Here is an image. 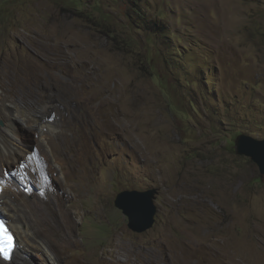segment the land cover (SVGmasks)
<instances>
[{"label": "rangeland", "instance_id": "obj_1", "mask_svg": "<svg viewBox=\"0 0 264 264\" xmlns=\"http://www.w3.org/2000/svg\"><path fill=\"white\" fill-rule=\"evenodd\" d=\"M80 2L0 0V156L47 160L42 205L3 196L23 232L55 264H264V176L234 150L264 138V0ZM150 188L137 233L115 198ZM25 248L8 264H45Z\"/></svg>", "mask_w": 264, "mask_h": 264}, {"label": "bare ground", "instance_id": "obj_2", "mask_svg": "<svg viewBox=\"0 0 264 264\" xmlns=\"http://www.w3.org/2000/svg\"><path fill=\"white\" fill-rule=\"evenodd\" d=\"M1 109L4 111L5 113V117L7 118L8 120V123H9V126L11 125V128H10V132L9 134H12V136H14L18 141H24V135L19 134L18 132V129L14 126V124L16 123L15 122V116H13L12 114V109L9 108L5 103H1ZM40 119H37L36 117H26V121L28 123V127H30L31 129L34 128V123H37L38 122V125L39 124H42L43 122H39ZM41 126V125H40ZM44 127V126H43ZM36 128V127H35ZM42 128V127H41ZM45 128V127H44ZM7 130V129H6ZM42 132V131H41ZM52 133V132H51ZM8 134V135H9ZM43 135L45 136V142L48 144V145H55V140L52 135L48 132H44ZM43 136V137H44ZM58 136V135H57ZM42 137V138H43ZM62 137V136H61ZM6 138V137H4ZM12 138V137H11ZM39 139V138H38ZM42 140V139H41ZM65 141V140H64ZM31 142V141H30ZM37 142V141H36ZM59 142V141H57ZM70 142V141H69ZM16 143V142H15ZM20 143V142H19ZM68 143V142H66ZM1 144V142H0ZM26 144H28L27 146H29L30 144L28 142H26ZM25 144V145H26ZM1 146V145H0ZM9 146V145H8ZM15 147V146H14ZM46 147V146H45ZM28 148H31L28 147ZM42 148V147H41ZM40 148V149H41ZM43 149V148H42ZM52 149V148H51ZM14 150V149H13ZM17 150H19L20 152V156L18 158H16L15 160L14 159H9L8 156L6 154L0 156V171L3 172V174L6 172L5 169H6V166L7 165H15L17 164V167L19 166L20 163H23L25 164V167H26V170H27V173L31 174L33 176V174H36V171H39L37 170V165L38 162L41 163V161H43L44 163L47 161H45V159L42 160L39 158V156H37L35 159L32 157L31 155V152L33 151V149L26 151L24 152V150H21V148L19 149V147L17 146ZM16 150V151H17ZM6 151V150H5ZM39 151V150H38ZM42 152V150H41ZM69 152V150H68ZM4 153V151H0V155ZM10 153V152H9ZM14 153V152H13ZM39 153V152H38ZM49 153H50V150H49ZM48 153V154H49ZM76 153V152H75ZM79 153V152H78ZM62 154V153H60ZM57 155V154H56ZM70 155V154H69ZM85 155V154H84ZM58 156V155H57ZM75 156V155H74ZM22 157L23 159L21 160ZM51 156H49L50 158ZM56 158V157H55ZM57 159L59 160H62L60 157H57ZM72 159V158H71ZM51 163V161H50ZM57 163V162H56ZM63 164V162H61ZM4 164H7V165H4ZM53 165V164H52ZM50 166V165H49ZM49 166H43V165H40L39 169L42 170V172L44 171L47 172L49 170ZM55 168V167H54ZM75 168V167H74ZM51 169V168H50ZM75 171V170H74ZM28 174V175H29ZM38 174V172H37ZM30 175V177H31ZM47 175V174H46ZM18 176V175H17ZM20 177H23V176H18V178ZM35 177V175L33 176ZM48 177V176H47ZM4 179V177H2ZM39 178V176H38ZM37 178V179H38ZM45 178V177H44ZM82 178V177H81ZM40 179V178H39ZM47 179V178H46ZM45 179V180H46ZM28 180V179H27ZM43 182V181H41ZM36 183V182H35ZM39 184V183H38ZM37 184V185H38ZM50 184V183H49ZM28 185V186H27ZM51 187V186H49ZM39 188V187H38ZM37 188V189H38ZM46 188V187H45ZM44 188V189H45ZM43 189V188H42ZM53 189V188H52ZM56 189V188H54ZM48 190V189H47ZM50 190V189H49ZM46 191V190H45ZM52 191V190H50ZM48 191V192H50ZM55 191V190H54ZM41 193H44L41 191V186H40V190H36V189H33L31 187V185L25 181L24 179H21V182H20V185L17 186L15 183L13 182H7L6 186H5V189L3 190L1 196H0V210L3 211V213L6 215L8 221H9V224H10V227L12 228V230L14 231V233L16 234L17 238H18V244H17V247L16 249L18 250V255L16 256V259H18L19 256H22L24 254V252L26 253V248L25 246L28 245L29 249L31 250V253H35V254H39L40 256H43L44 255V260H45V264H55V260L52 261V258L50 257V255L47 253L48 251L46 250V247L44 248L42 244H39V243H36L35 241H33L32 237H28L22 230V226L17 223L18 222V217H17V214H16V211H15V208L13 207L12 204L8 203L6 201V198L3 199V196L4 197H12L13 194L17 196V194L22 197V199H28L31 203H33L32 206H39V205H42V201H41V196L42 194ZM46 193V192H45ZM52 193V192H51ZM47 195V194H46ZM45 195V196H46ZM49 195V194H48ZM52 195V194H51ZM50 195V196H51ZM54 195V194H53ZM44 196V195H43ZM59 196V195H58ZM57 196V197H58ZM18 197V196H17ZM52 197V196H51ZM2 198V199H1ZM12 199V198H11ZM48 199V198H47ZM9 200V198H8ZM14 200V199H13ZM16 200V199H15ZM14 200V201H15ZM28 200H24V201H28ZM51 200V199H50ZM53 201V200H52ZM11 202V201H10ZM59 202V200H58ZM57 202V203H58ZM19 203V202H18ZM25 202H23L24 204ZM28 203V202H27ZM49 203V202H48ZM45 204V203H44ZM50 204V203H49ZM18 205V204H17ZM48 205V204H47ZM56 205V203H55ZM31 206V204H30ZM46 206V205H45ZM49 206V205H48ZM51 207V206H50ZM32 209V208H31ZM42 210V208H41ZM40 210V211H41ZM21 211V210H20ZM19 211V212H20ZM31 211V210H29ZM38 212V211H36ZM18 213V212H17ZM56 213V212H55ZM60 214V213H59ZM21 215V214H19ZM21 219V218H20ZM19 219V220H20ZM23 219V218H22ZM43 243V242H42ZM30 244V245H29ZM122 248V247H121ZM48 249V248H47ZM16 251V250H15ZM185 256V255H184ZM187 256V255H186ZM13 259V258H12ZM11 259V260H12ZM19 260V259H18ZM57 261V259H56ZM1 263H4L3 261L0 260V264ZM12 264H14L12 262ZM18 264V263H17Z\"/></svg>", "mask_w": 264, "mask_h": 264}, {"label": "water", "instance_id": "obj_3", "mask_svg": "<svg viewBox=\"0 0 264 264\" xmlns=\"http://www.w3.org/2000/svg\"><path fill=\"white\" fill-rule=\"evenodd\" d=\"M234 150L237 155L249 157L258 166L261 177L264 176V138L257 139L247 134H239L234 140ZM158 193V188L143 191L125 189L116 195L115 206L122 210L131 230L142 233L154 225L158 210L155 203Z\"/></svg>", "mask_w": 264, "mask_h": 264}, {"label": "clouds", "instance_id": "obj_4", "mask_svg": "<svg viewBox=\"0 0 264 264\" xmlns=\"http://www.w3.org/2000/svg\"><path fill=\"white\" fill-rule=\"evenodd\" d=\"M35 151H37L36 148H34L33 152H35ZM33 152H32V155L35 156V158H36L37 154L35 155V153L33 154ZM5 171L6 172L4 174H3V172L0 171V196L3 192V190L5 189V186H6L8 181L12 182V179H15L17 175L23 176V177H21V179L26 178L28 176L25 164H23V163H20L18 167L17 166H12L11 168L6 167ZM2 177H4V179ZM21 179H19L18 181H20ZM0 221L3 222L5 228L8 230V232L11 234V236L13 238V249H12V252L10 253L9 258L4 259L3 256H0V260L7 262L6 264H8V263H10L9 261L15 256V253H16L15 250H16V247L18 244L17 236L14 233V231L12 230V228L10 227V224H9V221H8L6 215L3 214L1 210H0Z\"/></svg>", "mask_w": 264, "mask_h": 264}, {"label": "snow or ice", "instance_id": "obj_5", "mask_svg": "<svg viewBox=\"0 0 264 264\" xmlns=\"http://www.w3.org/2000/svg\"><path fill=\"white\" fill-rule=\"evenodd\" d=\"M13 249V238L8 230L5 228L2 221H0V256L8 259Z\"/></svg>", "mask_w": 264, "mask_h": 264}, {"label": "trees", "instance_id": "obj_6", "mask_svg": "<svg viewBox=\"0 0 264 264\" xmlns=\"http://www.w3.org/2000/svg\"><path fill=\"white\" fill-rule=\"evenodd\" d=\"M64 4L66 6L67 5L70 6L71 8H75V7L79 6V5H82L80 0H64ZM93 7H95V6L93 5Z\"/></svg>", "mask_w": 264, "mask_h": 264}]
</instances>
